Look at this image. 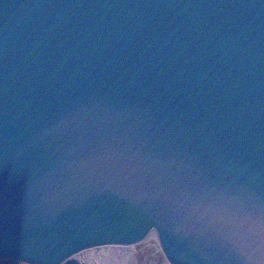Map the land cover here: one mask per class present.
<instances>
[{"label": "water", "instance_id": "obj_1", "mask_svg": "<svg viewBox=\"0 0 264 264\" xmlns=\"http://www.w3.org/2000/svg\"><path fill=\"white\" fill-rule=\"evenodd\" d=\"M261 208L264 0H0V260L254 264Z\"/></svg>", "mask_w": 264, "mask_h": 264}, {"label": "rangeland", "instance_id": "obj_2", "mask_svg": "<svg viewBox=\"0 0 264 264\" xmlns=\"http://www.w3.org/2000/svg\"><path fill=\"white\" fill-rule=\"evenodd\" d=\"M102 248L94 249L100 251ZM130 254L116 251L114 253L115 260L110 259V256L96 255L85 257V252L73 257L64 264H169L165 258L157 241L150 243H139L130 248ZM97 254V253H96ZM0 264H26L15 260H0Z\"/></svg>", "mask_w": 264, "mask_h": 264}, {"label": "bare ground", "instance_id": "obj_3", "mask_svg": "<svg viewBox=\"0 0 264 264\" xmlns=\"http://www.w3.org/2000/svg\"><path fill=\"white\" fill-rule=\"evenodd\" d=\"M152 241H157L158 242V236L156 233H153L151 235H149L145 240L141 241L143 243H150ZM139 242V243H141ZM137 243V244H139ZM136 244H133V245H110V246H107V247H102V249H100L99 252H97L98 250H88V251H85V257L89 256V257H92L94 255H96V257H98V255L100 254V256H110V259L113 258L112 260H115V257H114V253L116 251H121V252H124V253H127V254H130L129 252L132 251L130 248H134ZM97 253V254H96ZM168 261V260H167ZM75 264V263H74Z\"/></svg>", "mask_w": 264, "mask_h": 264}, {"label": "snow or ice", "instance_id": "obj_4", "mask_svg": "<svg viewBox=\"0 0 264 264\" xmlns=\"http://www.w3.org/2000/svg\"><path fill=\"white\" fill-rule=\"evenodd\" d=\"M249 218L258 226L257 233L254 234L258 241V259L254 264H264V208H261L259 214H249Z\"/></svg>", "mask_w": 264, "mask_h": 264}]
</instances>
